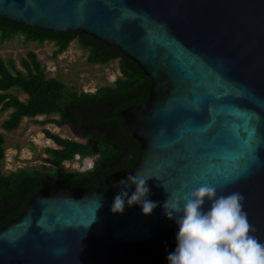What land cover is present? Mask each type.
I'll return each instance as SVG.
<instances>
[{"label": "water", "instance_id": "1", "mask_svg": "<svg viewBox=\"0 0 264 264\" xmlns=\"http://www.w3.org/2000/svg\"><path fill=\"white\" fill-rule=\"evenodd\" d=\"M0 19L87 35L151 82L119 113L139 144L134 166L100 189L33 195L0 229V264H168L178 226L162 206L202 184L241 193L264 242V0H0ZM136 173L158 206L111 213L116 182Z\"/></svg>", "mask_w": 264, "mask_h": 264}, {"label": "trees", "instance_id": "2", "mask_svg": "<svg viewBox=\"0 0 264 264\" xmlns=\"http://www.w3.org/2000/svg\"><path fill=\"white\" fill-rule=\"evenodd\" d=\"M18 35L23 36L26 42L54 44V57L64 52L75 40L87 52V64L105 65L117 60L120 76L111 85L101 86L92 93L78 92L56 78H47L33 51L26 52L18 65L11 59L0 58V116L9 111L8 117L1 123V129L14 131L27 118L39 126L68 127L75 136V139L62 138L42 128L43 137L54 145L44 149L45 161L54 168L19 169L5 174L2 171L5 139L0 132V229L16 219L35 194H78L100 189L131 169L139 159L140 148L119 113L143 103L151 87L149 78L136 63L124 57L115 47L87 35L45 32L0 19L1 43ZM12 88L25 94L26 99L20 100L11 93ZM52 115L56 118L35 119ZM104 126L112 128L120 141L103 131ZM91 141L97 143V153L92 151ZM123 151H126L123 167L114 168L112 163ZM95 154L98 157L92 171L65 172L57 169L65 161H73L75 155L85 158Z\"/></svg>", "mask_w": 264, "mask_h": 264}, {"label": "clouds", "instance_id": "3", "mask_svg": "<svg viewBox=\"0 0 264 264\" xmlns=\"http://www.w3.org/2000/svg\"><path fill=\"white\" fill-rule=\"evenodd\" d=\"M94 167L89 159L87 170ZM148 179L136 173L116 182L119 191L110 206L111 213L123 214L126 207L138 205L143 215H151L158 202L147 199ZM133 185L135 191L129 196L127 189ZM217 192L216 186L202 184L168 196L162 206L164 214L178 226L176 247L167 255L168 264H264V242L252 235L255 229L244 211L243 195ZM103 199L96 197L97 209L102 207ZM206 202L207 210L203 207Z\"/></svg>", "mask_w": 264, "mask_h": 264}, {"label": "rangeland", "instance_id": "4", "mask_svg": "<svg viewBox=\"0 0 264 264\" xmlns=\"http://www.w3.org/2000/svg\"><path fill=\"white\" fill-rule=\"evenodd\" d=\"M56 49L54 44L44 42H26L24 37L18 35L10 41L0 42V58L3 60L11 59L16 65L21 57H24L28 51H33L43 67L47 78H56L68 86L76 88V90L92 93L97 88L104 85H111L117 76H120L118 69V61L114 60L105 65H90L86 63L87 52L79 47L77 42L72 41L67 49L53 56ZM17 68L20 69L19 66ZM20 100H25L26 95L14 88L10 90ZM8 112L0 116V132L3 133L5 139V157L3 159L2 171L7 174L11 171L19 169L32 168H52L45 161L46 155L44 149L54 147L52 142L45 139L41 133L42 128H46L62 138H73L75 136L68 127L57 128L54 125L39 126L32 120L24 118L18 128L14 131L7 132L1 129V123L8 117ZM45 118H56V116H38L36 120H44ZM83 161L84 167L88 160ZM66 164L60 165L58 168L65 170ZM67 171L72 170L71 165L67 167Z\"/></svg>", "mask_w": 264, "mask_h": 264}, {"label": "flooded vegetation", "instance_id": "5", "mask_svg": "<svg viewBox=\"0 0 264 264\" xmlns=\"http://www.w3.org/2000/svg\"><path fill=\"white\" fill-rule=\"evenodd\" d=\"M107 128V129H106ZM103 131H105L106 133H108L110 136H112L113 138H117L118 141H120V137L119 135L115 134V131H113L112 128H108V126H104L103 127ZM93 143V148L92 151L97 153L98 148H97V143L94 141H91V144ZM123 145V143H121ZM124 146V145H123ZM124 150H126V148L124 147ZM90 157V160H92L95 163V160L97 159L98 155H92V156H87ZM126 161V151H123L122 154H120L116 160L112 163L111 166H113L114 168H122L124 162ZM80 165H83L81 162L79 163ZM52 168H54V166L51 165ZM51 169V168H50ZM58 169V167H57ZM87 171V170H86ZM71 172V171H68ZM85 172V171H84Z\"/></svg>", "mask_w": 264, "mask_h": 264}, {"label": "built area", "instance_id": "6", "mask_svg": "<svg viewBox=\"0 0 264 264\" xmlns=\"http://www.w3.org/2000/svg\"><path fill=\"white\" fill-rule=\"evenodd\" d=\"M78 157H79V158H78ZM86 159H87V158H83V159H81L79 155H75L73 161H71V162H69V161H65L64 163H62V165H63V164H66V168L64 167L65 170H62V171L68 172L66 169H67V167H69V166L71 165L72 170L75 169V171H78V172H84V171L87 170V164H86L84 167H81V168H80V167H79V163H80V162L83 163V161L86 160ZM58 169H59V168H58ZM59 170H61V169H59Z\"/></svg>", "mask_w": 264, "mask_h": 264}]
</instances>
